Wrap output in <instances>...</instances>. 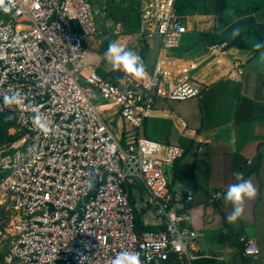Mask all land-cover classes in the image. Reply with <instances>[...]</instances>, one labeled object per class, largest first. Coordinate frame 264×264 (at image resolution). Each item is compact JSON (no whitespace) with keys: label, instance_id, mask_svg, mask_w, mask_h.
I'll list each match as a JSON object with an SVG mask.
<instances>
[{"label":"built area","instance_id":"1","mask_svg":"<svg viewBox=\"0 0 264 264\" xmlns=\"http://www.w3.org/2000/svg\"><path fill=\"white\" fill-rule=\"evenodd\" d=\"M6 3L11 12L0 10V111L13 115L23 133L20 145L0 157V206L11 205L16 214L3 264H112L122 251L138 253L143 264L208 257L200 233L185 223L183 199L193 196L171 187L170 171L184 148L129 133L121 139L112 125L119 115L141 128L158 99L186 100L204 91L207 83L192 73L197 61L166 54L180 48L189 29L177 0H142L141 34L146 42L161 39L145 80L99 74L88 47L99 35L91 0ZM227 47L223 42L209 50L222 54ZM14 92L25 102L5 106L3 96ZM36 112L48 120L50 134L34 128ZM179 125L197 137L186 120L179 118ZM129 180L145 187L162 229H137ZM239 241L245 257H258L255 238L241 234Z\"/></svg>","mask_w":264,"mask_h":264},{"label":"crops","instance_id":"2","mask_svg":"<svg viewBox=\"0 0 264 264\" xmlns=\"http://www.w3.org/2000/svg\"><path fill=\"white\" fill-rule=\"evenodd\" d=\"M259 1L253 12L234 19L229 13L218 12L212 7L203 12H194L197 13V17H194V13L181 12L177 2L178 13L189 28L177 49L178 56L197 61L200 65L214 55L211 61L193 73L195 78L207 84L198 97L186 100L158 99L155 111L143 124L144 137L184 148V156L170 171L171 187L181 195L183 191L185 195L193 196L192 201L183 199L187 208L185 223L200 233L199 243L202 238L205 245L212 242L223 245L219 255L210 252L211 247L202 248L210 257L219 259L221 264L241 263L238 249L235 248V240L238 241L241 234L255 238L260 247L258 257H246V264H264V64L258 63L259 54L252 46L255 41H260L262 31L259 32V25L264 24V0ZM236 27H240L242 32L232 39L230 34ZM137 33L144 44L138 55L143 59L147 72H152L153 69L150 71L148 66L147 49L157 37L158 58L161 39L154 36L150 42H146L140 27ZM125 34L129 37L124 47L133 35L128 30ZM107 36L97 35L88 42L89 49L99 60L98 72L103 61H108L105 57L109 44L106 42ZM96 41H99L98 47ZM222 42L228 44L227 49L222 54H212L209 50L211 45ZM250 62L252 68L248 69ZM122 73L114 71L112 67L105 75L99 74L106 79L118 80ZM179 118L197 130V137L182 133ZM112 125L118 138L124 139L127 133L140 136L119 115L113 119ZM236 172H242L246 179L251 180L257 189V196L246 202L244 215L230 224L226 217L232 211V205L225 202L224 193L231 184L236 183ZM128 186L138 222V219L141 220L137 214L139 201L143 194L150 201L149 193L136 181L129 180ZM218 192L222 195L217 199L215 196ZM142 210L144 225L139 226V231L164 227L163 220L150 208V204L144 203Z\"/></svg>","mask_w":264,"mask_h":264},{"label":"rangeland","instance_id":"3","mask_svg":"<svg viewBox=\"0 0 264 264\" xmlns=\"http://www.w3.org/2000/svg\"><path fill=\"white\" fill-rule=\"evenodd\" d=\"M91 2L95 11L96 22L99 24V35H108L106 42L116 39V42L123 46L129 37L128 34H125V31L128 30L129 32H132L133 35L130 38L128 45H126V48L132 51L134 50L136 54H139L141 52L140 50H142V46L144 45L143 42L140 41V36L137 33V30L141 24L139 11L142 0H91ZM177 2L181 12L188 14L190 13L192 15L196 11L203 12L204 10H209L208 7H212L214 10L217 9L218 12L229 13L233 16V19L237 18L239 15L241 16L249 12H253V9L256 8L258 3H260L259 0H178ZM195 14L197 13H194V17H197ZM200 26L203 27L202 25ZM204 26L206 27L208 25ZM157 42V37H155L152 44L153 46L151 45L147 49V60L149 62L148 66L150 71L153 69V64H155L157 58ZM96 46H99V41H96ZM166 54L178 56V51L169 50ZM247 66L248 69L252 68V62L248 63ZM111 68V63L105 60L103 61L102 66L99 68V73L105 75L111 70ZM11 118L14 117L12 116ZM117 122H119V120ZM117 128L118 127L115 129ZM133 130L135 134L144 137V125L139 129L133 128ZM16 131L17 128H15V126L9 127V134H15ZM19 138L20 136H18L12 142L8 141L2 143L0 141V157L14 151L15 149L13 148L15 146H19L21 143ZM147 196L150 197L149 195ZM144 203L149 205L150 201L147 199V197L144 198L143 194L137 207V214L141 216V220L139 221L138 219V223L140 225H144V210H142ZM15 216V210L11 205L0 206V264L4 263L5 256L11 247L12 237H10V228ZM200 245L203 249H208L211 247L212 249L210 252H214L216 255L221 254V250L223 249V245L217 242H212L205 245L202 238L200 239ZM238 260H241L240 255Z\"/></svg>","mask_w":264,"mask_h":264},{"label":"clouds","instance_id":"4","mask_svg":"<svg viewBox=\"0 0 264 264\" xmlns=\"http://www.w3.org/2000/svg\"><path fill=\"white\" fill-rule=\"evenodd\" d=\"M0 10L6 14L11 12L6 0H0ZM241 32L242 29L240 27L234 28L230 34L231 38L239 37ZM252 46L259 54L258 63L264 64V42L255 41ZM105 57L111 63L114 71H123L137 80H145L148 77L143 59L134 51L127 49L116 41L109 42ZM24 102L25 97L20 92L3 96V104L5 106L21 105ZM31 119L34 128L39 132L44 135L52 132V127L48 120L40 112H36ZM234 175L236 183L231 184L224 193L225 202L232 205V211L226 217L230 224L237 222L244 215L246 202L254 200L257 196V189L251 180L246 179L242 172H236ZM189 198H191V195ZM112 264H143V261L138 253L122 251L113 258Z\"/></svg>","mask_w":264,"mask_h":264},{"label":"trees","instance_id":"5","mask_svg":"<svg viewBox=\"0 0 264 264\" xmlns=\"http://www.w3.org/2000/svg\"><path fill=\"white\" fill-rule=\"evenodd\" d=\"M262 31L260 33V41L264 42V24L259 25V32ZM223 43V42H222ZM13 115H11L10 113H6V112H1L0 111V141L2 143L5 142H12L14 139H16L18 136H20L23 131L18 130L16 131L15 134H9V127H14L17 128L16 126V119L14 118H9L12 117ZM5 173L1 172L0 174V179L4 176ZM137 218V217H136ZM137 223V228L138 230L140 229V224L136 221ZM235 242H237L235 244V248L238 249V254L240 255V264H246L247 263V258L243 255V244L240 243L239 241V235H238V241L235 240ZM219 259H217L216 257L212 256H208V257H202L197 259L194 264H221V261H217Z\"/></svg>","mask_w":264,"mask_h":264},{"label":"water","instance_id":"6","mask_svg":"<svg viewBox=\"0 0 264 264\" xmlns=\"http://www.w3.org/2000/svg\"><path fill=\"white\" fill-rule=\"evenodd\" d=\"M214 57V55L209 56L208 58H206L204 61H202V63L200 65H198L197 67H195L192 71V73L197 72L199 69H201L202 67H204L209 61L212 60V58Z\"/></svg>","mask_w":264,"mask_h":264}]
</instances>
